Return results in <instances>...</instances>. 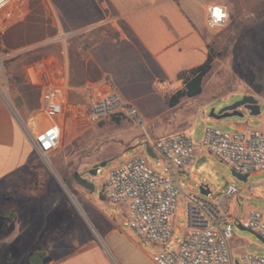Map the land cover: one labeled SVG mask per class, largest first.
<instances>
[{
	"label": "crops",
	"instance_id": "1",
	"mask_svg": "<svg viewBox=\"0 0 264 264\" xmlns=\"http://www.w3.org/2000/svg\"><path fill=\"white\" fill-rule=\"evenodd\" d=\"M41 1L45 7V14L51 15L60 33L80 34L77 48L79 60L88 79L86 82L108 77L121 95L137 107L147 137L152 136L157 139L178 131H185L191 135L197 146L195 165L191 171L174 172L181 188L179 201L185 203V207L180 208L177 213L179 218L185 217L183 228L175 229L177 234H182L194 226L193 217L200 211L194 204H198L201 208L204 201L227 207L230 217L238 221L248 218L253 210H264V199L248 192L247 186L240 188L238 185L239 193L228 197L225 193L226 189L230 183H234L230 182L218 188L219 193H216L215 186L210 183L205 184V177H201L200 169L196 168L199 161L205 158L212 160L213 154L202 146V138L207 127L221 130L226 128L232 133H238L253 130L249 124L257 123L258 127L254 129L264 132L262 112L259 116H250L248 111L244 110L245 118L231 117V119L218 120L210 116L211 108L214 107L217 111L229 105L231 102L224 98L231 91L221 95L204 96L203 88L201 94L184 96L178 104L171 106L169 102L171 94H165L155 86L158 80H169L174 87L173 92L183 88L184 73L204 63L210 48H223L229 42L234 43L241 26L248 28L253 24V20L250 19L264 12V0ZM212 4L222 5L230 14L224 25L214 28L208 25V7ZM60 59L62 68L56 69L65 72L70 80V59L68 63L62 56ZM50 67L39 65L31 80L41 86L46 69ZM245 94L256 96L260 106V102L264 106V97L253 93L245 92ZM11 104L10 95L0 90V192L11 191L13 195L9 200L17 196L21 199L11 220L5 217L6 213L0 218L2 221L0 225L7 223L10 226L7 234L0 236V244L5 246L0 253L2 256L0 264H28L29 256L36 249L47 251L43 264H114L102 248L100 240L106 244L116 264H124L110 241L114 233L121 231L117 219L113 218L111 228L100 223L94 227L90 220L86 222L80 218L76 210H74L76 222L83 230L81 244L76 249L60 255H51L46 247L31 242L27 249L17 250V247L26 240L20 236L23 234V229L12 225L23 217H25L24 221L29 217L31 220L36 219L41 227L45 223L46 216L41 202L31 201L33 191L30 176L34 147L18 122ZM164 115L174 117L173 121L163 124L160 121ZM135 123L137 124L138 120ZM167 125L169 129L163 128ZM152 126L160 128L161 131L154 133V128L153 130L147 128ZM146 143L147 139L140 141V145ZM122 156L125 159L129 155L123 151ZM202 165L204 167L203 163ZM263 173L249 176L257 177ZM197 188H200L209 199L199 197ZM103 200L110 201L104 195ZM111 203L122 210V221L126 224V206ZM26 207L29 208L28 213L24 210ZM101 211L110 219L111 214ZM178 217L175 220H179ZM252 231L260 235L255 230ZM251 233L240 223L235 225L234 236L230 243L234 264H242L240 258L245 252L259 255L264 253V242L255 234L257 239L253 237ZM153 245L155 250L157 245ZM154 250L148 252L147 256L153 264H155L152 260ZM17 251L21 252L18 254ZM24 256H26L25 262L22 261ZM47 257L49 259L44 261Z\"/></svg>",
	"mask_w": 264,
	"mask_h": 264
},
{
	"label": "rangeland",
	"instance_id": "2",
	"mask_svg": "<svg viewBox=\"0 0 264 264\" xmlns=\"http://www.w3.org/2000/svg\"><path fill=\"white\" fill-rule=\"evenodd\" d=\"M24 11L22 18H16L18 12H12L10 17L5 18V29L0 28V55L11 50L15 53L14 56L4 59V69L0 66V90L10 95L15 116L26 131V125L32 127L34 122L41 118L39 111L41 86L31 80L34 78L32 75L36 74L39 65L62 68L60 59L62 42L50 41L60 32L56 29L51 15L45 14L41 0H30ZM250 20H253V24L248 28L241 26L234 43L229 42L223 48H213L218 56L211 71L204 78V96L221 95L231 91L224 98L228 99L230 104L241 99L245 92L264 97V12ZM79 35L72 34L68 39L72 87L70 99L74 102H84L79 87L88 80L78 56ZM260 103L264 115V106L262 102ZM168 115H164L160 122L168 124L173 121L174 117ZM134 120L111 116L100 124L89 127L78 122H70L63 132L58 149L49 155V161L33 149L30 176L33 191L31 201L41 202L46 219L41 227L36 219L31 220L29 217H26L25 221L23 217L12 225L23 229V234L20 236L26 240L17 247V250L27 249L31 242L46 247L51 255H60L76 249L81 244L83 232L81 225L75 219L74 210H76L80 218L86 222L90 220L94 227L100 223L111 228L115 217L121 231L114 233L110 241L118 252L120 260L124 264H153L147 257L148 252L154 250L153 243L139 240L131 228L123 223L122 210L119 206L103 200L102 194L108 169L124 161L122 152L133 156L146 150V147L141 149L140 145V141L147 139L146 131ZM262 122L264 123V119ZM249 126L254 129L258 124L250 123ZM166 127L169 129L168 125L163 128ZM147 128L152 130L154 128V133L161 131L160 128L153 126ZM222 129L232 132L230 129ZM151 138L155 139L152 136ZM209 159L211 158L199 161L196 168L200 169L201 177H205V184L210 183L215 186L216 193H219L218 188L230 182L242 188L264 180V173L257 177L251 175L247 181L240 180L233 174V169L228 164L213 155L212 160ZM105 160L106 166L101 167L97 175L92 176L88 173L96 164ZM149 161L158 170L165 172V166L159 156L150 157ZM76 171L81 176L86 175L85 179L95 184L94 191L75 180ZM197 191L199 197L209 199L200 188H197ZM12 195L11 191L0 192V218L12 209L16 208L17 211L21 199L17 196L9 200ZM194 206L201 210L198 204ZM182 207H185V203L179 201L173 216L174 230L176 227L183 228L185 217L179 218L177 215ZM100 209L111 214L110 219ZM24 210L29 212L28 207ZM177 217L179 220H175ZM8 227L10 226L7 223L0 225V236L7 234ZM181 236L182 234H177L175 239L179 240ZM252 236L256 238L254 234ZM100 241L102 248L116 264L106 244ZM4 248L5 246L0 244V253ZM17 252L19 254L21 251ZM1 260L2 256H0ZM25 260L26 256L22 257V261Z\"/></svg>",
	"mask_w": 264,
	"mask_h": 264
},
{
	"label": "built area",
	"instance_id": "3",
	"mask_svg": "<svg viewBox=\"0 0 264 264\" xmlns=\"http://www.w3.org/2000/svg\"><path fill=\"white\" fill-rule=\"evenodd\" d=\"M29 2L0 0V28L5 29V18L12 12H18L15 17L22 18ZM229 17L228 11L220 4L208 7L207 23L212 28L224 25ZM72 34L62 32L50 40L62 42L60 53L66 63L69 61L68 39ZM14 55V50L0 55L2 69L4 59ZM155 86L165 94H172L174 90L169 80H158ZM71 89L65 72L52 67L46 69L41 83V118L32 127L26 125L25 132L36 152L47 161L49 155L58 149L70 122L89 127L111 116H120L138 120L143 126L137 107L121 95L108 77L79 87L84 102L72 101ZM202 146L237 173L264 172V132L259 129L232 133L207 127ZM144 147H151L161 158L165 172L154 167L149 161L150 156L142 151L125 157L121 164L108 169L102 193L114 204L126 206L125 223L139 240L157 245L152 253L155 264H234L230 243L237 223L264 237L263 210H253L248 218L238 221L230 217L227 207L204 201L199 213L193 217L194 226L176 240L173 216L178 208L181 188L174 172L193 169L197 146L190 134L178 131L157 139L148 136L141 149ZM247 190L264 199V180L248 185ZM225 193L228 197L237 195L238 185L230 183ZM240 262L264 264V255L245 252Z\"/></svg>",
	"mask_w": 264,
	"mask_h": 264
},
{
	"label": "water",
	"instance_id": "4",
	"mask_svg": "<svg viewBox=\"0 0 264 264\" xmlns=\"http://www.w3.org/2000/svg\"><path fill=\"white\" fill-rule=\"evenodd\" d=\"M244 110H247L250 116H259L262 110H261V106L259 104L258 98L252 94H244V96L241 99L233 102L232 104L222 107L218 111H215V108H212L210 116L218 120L224 119V118H231V117L245 118L246 113L244 112ZM145 152L150 157H154V158L158 157V155L154 152V150L151 147H146ZM106 164H107L106 160L102 161L100 164H96L93 168H91L88 171V173L92 176L97 175L101 167H105ZM232 172L240 180H243V181L248 180L249 174L237 173L234 170H232ZM74 178L79 184H81L85 188L90 189L91 191H94L95 184L92 181L83 178L79 174V172L76 171L74 173ZM245 230L252 232L253 234L257 236L259 240L264 242L263 236L256 234L250 229L245 228ZM48 259L49 258L47 257L44 261H47Z\"/></svg>",
	"mask_w": 264,
	"mask_h": 264
},
{
	"label": "trees",
	"instance_id": "5",
	"mask_svg": "<svg viewBox=\"0 0 264 264\" xmlns=\"http://www.w3.org/2000/svg\"><path fill=\"white\" fill-rule=\"evenodd\" d=\"M218 53L213 49H209L208 58L201 65L191 68L184 73V87L176 90L170 95L169 102L171 106L178 104L184 96H197L203 92V81L205 76L211 71L213 63ZM15 215V209L10 210L6 214L7 219H12ZM47 255V251L36 249L28 258V264H43V259Z\"/></svg>",
	"mask_w": 264,
	"mask_h": 264
},
{
	"label": "flooded vegetation",
	"instance_id": "6",
	"mask_svg": "<svg viewBox=\"0 0 264 264\" xmlns=\"http://www.w3.org/2000/svg\"><path fill=\"white\" fill-rule=\"evenodd\" d=\"M82 177H83V178H85V177H86V175H83Z\"/></svg>",
	"mask_w": 264,
	"mask_h": 264
}]
</instances>
